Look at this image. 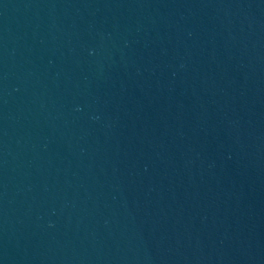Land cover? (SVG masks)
<instances>
[{"label": "water", "instance_id": "95a60500", "mask_svg": "<svg viewBox=\"0 0 264 264\" xmlns=\"http://www.w3.org/2000/svg\"><path fill=\"white\" fill-rule=\"evenodd\" d=\"M0 264H264V0H0Z\"/></svg>", "mask_w": 264, "mask_h": 264}]
</instances>
